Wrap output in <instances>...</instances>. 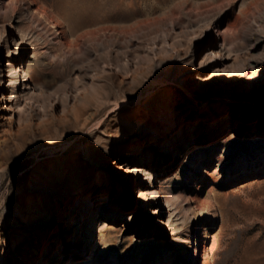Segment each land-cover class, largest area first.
Instances as JSON below:
<instances>
[{
  "label": "rangeland",
  "instance_id": "1",
  "mask_svg": "<svg viewBox=\"0 0 264 264\" xmlns=\"http://www.w3.org/2000/svg\"><path fill=\"white\" fill-rule=\"evenodd\" d=\"M205 238L264 264V0H0V264Z\"/></svg>",
  "mask_w": 264,
  "mask_h": 264
},
{
  "label": "bare ground",
  "instance_id": "2",
  "mask_svg": "<svg viewBox=\"0 0 264 264\" xmlns=\"http://www.w3.org/2000/svg\"><path fill=\"white\" fill-rule=\"evenodd\" d=\"M70 195H72V194H70ZM70 195H69V196H70ZM166 199H168V198H166ZM55 234H56V232L53 233V235H55ZM199 253H200V258L203 259V264H208V259H209V247H208V239H207V238H205V241H204V243H203V245H202V249H200ZM199 253H198V254H199ZM84 260L87 261L86 263H89V262H90L89 259H84ZM73 262H74V261H71V262L68 263V264H74Z\"/></svg>",
  "mask_w": 264,
  "mask_h": 264
}]
</instances>
